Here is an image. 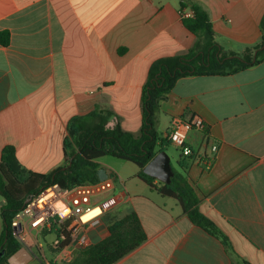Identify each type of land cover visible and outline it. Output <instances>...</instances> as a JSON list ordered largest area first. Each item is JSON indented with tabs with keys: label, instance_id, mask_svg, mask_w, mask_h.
Masks as SVG:
<instances>
[{
	"label": "crops",
	"instance_id": "0c3cea01",
	"mask_svg": "<svg viewBox=\"0 0 264 264\" xmlns=\"http://www.w3.org/2000/svg\"><path fill=\"white\" fill-rule=\"evenodd\" d=\"M182 1L0 0V32L11 37L8 46L0 45V162L3 149L13 146L22 168L52 173L66 163L69 121L96 107L115 113L108 129L120 124L140 135L152 65L207 48L205 36L184 26ZM190 1L208 13L228 58L255 54L264 0ZM197 117L205 129L193 126L187 133L195 155L187 180L200 211L228 236L232 250L192 223L175 199L151 191L139 170L132 174L138 181L126 182L102 158L99 179L113 174L118 180L106 194L100 223L88 230L91 245L109 236L106 217L132 210L147 235L115 264H264V61L231 75L178 80L160 104L155 129L166 139L175 120ZM3 204L0 197V209ZM21 248L26 264L55 256Z\"/></svg>",
	"mask_w": 264,
	"mask_h": 264
},
{
	"label": "trees",
	"instance_id": "16d2710c",
	"mask_svg": "<svg viewBox=\"0 0 264 264\" xmlns=\"http://www.w3.org/2000/svg\"><path fill=\"white\" fill-rule=\"evenodd\" d=\"M181 12L189 8L193 16L182 18L187 30L196 36L203 35L207 48L200 54L195 51L181 56L161 59L150 70L149 79L142 94L143 122L140 135L125 131L120 124L108 129L107 124L115 113L96 107L84 116H76L68 123V136L64 140L66 163L52 173L43 174L22 168L17 160L16 149L6 146L0 162V197L4 204L0 209L3 231L0 235V264L21 249L19 241L13 236L11 222L15 214L25 205L32 195L44 188L57 184L63 189L84 183L98 182L99 160L111 156L130 162L139 168L137 177L149 189L162 197L175 199L183 212L195 225L222 241L228 250L232 245L228 236L200 211L199 197L187 180V170L195 155L181 154L175 176L170 184H164L144 173V167L160 150H166L170 141L158 135L155 129L157 112L178 80L198 75H231L253 67L264 61V49L246 57L232 55L228 58L215 40V33L208 13L190 0L181 3ZM261 43L264 44V16L260 22ZM10 33L0 32V45L10 44ZM72 159V164L70 160ZM109 236L91 245L75 256L70 264H115L140 247L146 240L141 221L135 211L124 217L109 215L104 219ZM248 264V263H247Z\"/></svg>",
	"mask_w": 264,
	"mask_h": 264
},
{
	"label": "built area",
	"instance_id": "2783aa9c",
	"mask_svg": "<svg viewBox=\"0 0 264 264\" xmlns=\"http://www.w3.org/2000/svg\"><path fill=\"white\" fill-rule=\"evenodd\" d=\"M182 18L193 16L184 11ZM205 129L199 117L190 123L181 120L173 122L167 140L174 143L183 155L194 154L187 143V133L192 127ZM213 153L218 146L211 145ZM212 161H208V168ZM118 178L108 174L95 183H84L63 189L57 184L44 188L37 195L29 197L23 208L12 219L13 236L21 247L45 249L55 254L46 264H70L77 252L89 247L88 230L100 223L107 210L105 197L115 187ZM50 237H52L50 239Z\"/></svg>",
	"mask_w": 264,
	"mask_h": 264
},
{
	"label": "water",
	"instance_id": "95a60500",
	"mask_svg": "<svg viewBox=\"0 0 264 264\" xmlns=\"http://www.w3.org/2000/svg\"><path fill=\"white\" fill-rule=\"evenodd\" d=\"M264 49V44L262 47L257 49L254 54L253 61L256 60L257 53ZM72 164V159L70 164ZM144 173L151 176L164 184H170L172 178L175 176L174 168L171 163V158L166 152V150H160L156 153L155 157L144 167ZM23 257V258H21ZM21 258V259H20ZM28 256L24 248H21L19 253H15L9 258L10 264H26L28 261Z\"/></svg>",
	"mask_w": 264,
	"mask_h": 264
},
{
	"label": "rangeland",
	"instance_id": "374dc122",
	"mask_svg": "<svg viewBox=\"0 0 264 264\" xmlns=\"http://www.w3.org/2000/svg\"><path fill=\"white\" fill-rule=\"evenodd\" d=\"M217 42H218V40H217ZM166 152L168 153V155L171 158L172 166L177 171L181 172V169L178 166V159H179V156L182 154L181 150L174 143L170 142L169 145L166 147ZM102 161H104V162L108 161V162L113 163V165H115L113 170L115 172H117L120 175V177H122V179L124 181H126V182L128 180L138 181V180H136L137 179L136 177H132V174L139 170V168L136 165H134L130 162H127V161H123V160L111 157V156L104 157L102 159ZM119 183H120V181H118V188H120ZM153 197H154V199H160V197L157 195H155ZM51 238L52 237H50V239ZM45 251H46L47 256H50L48 249L46 247H45Z\"/></svg>",
	"mask_w": 264,
	"mask_h": 264
}]
</instances>
